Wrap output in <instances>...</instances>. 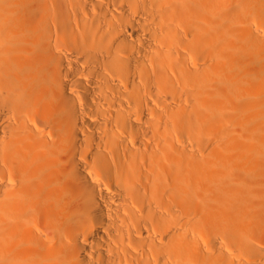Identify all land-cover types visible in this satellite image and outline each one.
<instances>
[{
  "label": "bare ground",
  "instance_id": "1",
  "mask_svg": "<svg viewBox=\"0 0 264 264\" xmlns=\"http://www.w3.org/2000/svg\"><path fill=\"white\" fill-rule=\"evenodd\" d=\"M0 264H264V0H0Z\"/></svg>",
  "mask_w": 264,
  "mask_h": 264
}]
</instances>
